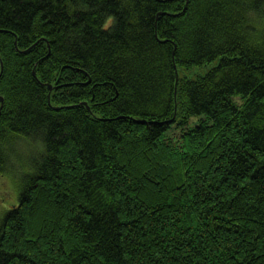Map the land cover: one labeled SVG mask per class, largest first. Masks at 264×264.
<instances>
[{
	"label": "trees",
	"instance_id": "obj_1",
	"mask_svg": "<svg viewBox=\"0 0 264 264\" xmlns=\"http://www.w3.org/2000/svg\"><path fill=\"white\" fill-rule=\"evenodd\" d=\"M0 96V264H264V0H0Z\"/></svg>",
	"mask_w": 264,
	"mask_h": 264
},
{
	"label": "rangeland",
	"instance_id": "obj_2",
	"mask_svg": "<svg viewBox=\"0 0 264 264\" xmlns=\"http://www.w3.org/2000/svg\"><path fill=\"white\" fill-rule=\"evenodd\" d=\"M207 68L205 67L202 72H204ZM234 100L237 103L241 102V99L238 95L234 96ZM199 115H194L192 116L190 123L195 124L198 122ZM183 125L177 126L176 128L172 126L171 128L168 129L169 134L173 135L175 130H180ZM36 150L33 148L32 144L28 147L27 150V155L30 159L35 157V152ZM10 194H12L10 197ZM17 201V195L15 192V189H12L9 187L8 179L6 178L5 175H0V205L4 202H10L11 205H14ZM14 202V203H13ZM4 210L7 208H10V206L7 204L3 205ZM3 208L1 210H3ZM4 212V211H3ZM2 212V214H3Z\"/></svg>",
	"mask_w": 264,
	"mask_h": 264
},
{
	"label": "water",
	"instance_id": "obj_3",
	"mask_svg": "<svg viewBox=\"0 0 264 264\" xmlns=\"http://www.w3.org/2000/svg\"><path fill=\"white\" fill-rule=\"evenodd\" d=\"M177 81H178V77H177ZM0 99H1V101L3 102V97H2V96H0Z\"/></svg>",
	"mask_w": 264,
	"mask_h": 264
}]
</instances>
